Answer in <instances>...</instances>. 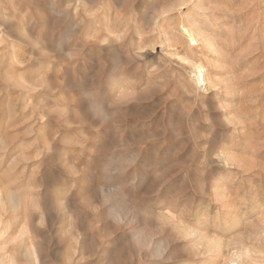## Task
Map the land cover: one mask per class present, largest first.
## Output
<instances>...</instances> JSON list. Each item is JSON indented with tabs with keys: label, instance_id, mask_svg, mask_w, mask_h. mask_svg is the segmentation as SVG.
Returning a JSON list of instances; mask_svg holds the SVG:
<instances>
[{
	"label": "rangeland",
	"instance_id": "rangeland-1",
	"mask_svg": "<svg viewBox=\"0 0 264 264\" xmlns=\"http://www.w3.org/2000/svg\"><path fill=\"white\" fill-rule=\"evenodd\" d=\"M220 258L264 264V0H0V264Z\"/></svg>",
	"mask_w": 264,
	"mask_h": 264
},
{
	"label": "bare ground",
	"instance_id": "bare-ground-1",
	"mask_svg": "<svg viewBox=\"0 0 264 264\" xmlns=\"http://www.w3.org/2000/svg\"><path fill=\"white\" fill-rule=\"evenodd\" d=\"M187 32L189 33V36L191 38V40H195L196 37L193 33H191L190 30H187ZM203 39V38H202ZM204 42H206L208 44V46L211 47V50L213 52H216L217 49L216 47H214V45L206 38L203 39ZM197 42V41H196ZM195 42V43H196ZM193 70L195 71V82L200 86L202 87L203 85H206V80H207V77H206V69L204 67V65L202 63L200 64H196L194 67H193ZM221 259V258H220ZM218 260V263L217 264H225V260L224 259H221V260ZM233 261V260H232Z\"/></svg>",
	"mask_w": 264,
	"mask_h": 264
}]
</instances>
